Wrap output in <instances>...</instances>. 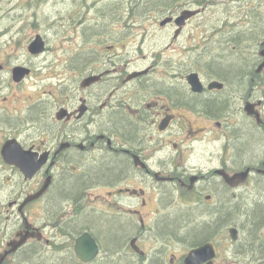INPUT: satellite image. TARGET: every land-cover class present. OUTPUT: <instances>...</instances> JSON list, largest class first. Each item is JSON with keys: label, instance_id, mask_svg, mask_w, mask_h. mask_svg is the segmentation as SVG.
<instances>
[{"label": "flooded vegetation", "instance_id": "flooded-vegetation-1", "mask_svg": "<svg viewBox=\"0 0 264 264\" xmlns=\"http://www.w3.org/2000/svg\"><path fill=\"white\" fill-rule=\"evenodd\" d=\"M210 3L171 4L158 11V19L149 18L158 22L161 31L173 32L169 48L183 35L188 21L202 16ZM184 11L196 13L180 27L176 19ZM169 18L172 21L161 25ZM137 20L143 19L124 22ZM198 28L205 32V24ZM218 29L221 32V26ZM250 30L258 31L256 26ZM215 40L220 52L233 49L234 54L244 55L228 42L226 34ZM43 42L44 52L38 55L30 54V36L23 54L0 55V256L25 231L26 224L30 232L43 236L23 246L38 245L37 256H48L43 250L50 249L51 241L45 240L44 233L51 227L60 229L63 242L73 248L84 232L73 238L66 233L72 232V225L85 213L92 219L105 218L109 230L118 227L125 232L121 248L134 264H185L191 252L201 249L190 264H264V234L256 232L255 241L241 243L244 228L223 219L232 209L227 198L239 205L247 185L264 179V159L239 161L235 149L246 135L232 121L236 117L246 120L249 129L264 134V98L257 89L262 73H256L261 58L257 55L255 69H246L250 72L247 81L235 94L211 69H163L158 75L153 66L139 69L125 60L122 67L112 60H89L91 53L83 49L76 55L86 62L81 69L78 63V69H34L30 60L45 54L47 44ZM261 42L253 47L258 54ZM195 44L192 40L191 46ZM193 73L202 85L200 93L193 92L186 81ZM46 81L50 82L48 89L40 86ZM214 81L222 83V88L209 89ZM226 96L230 108L215 113L216 103L226 101ZM202 100L206 108L196 105ZM245 102L255 105L259 124L245 114ZM203 142L207 145L200 150L198 144ZM99 167L107 178L85 182ZM245 170L248 177L243 183L227 184L226 175ZM47 182V190L30 201ZM58 184L64 186V194L73 189L77 193L64 197L61 210L50 214L49 194ZM35 211L41 220H31ZM178 217L187 219L189 231L163 230L167 218ZM211 218L216 219L211 223ZM231 230H235V239ZM19 260L17 251L3 264H18Z\"/></svg>", "mask_w": 264, "mask_h": 264}, {"label": "rangeland", "instance_id": "rangeland-1", "mask_svg": "<svg viewBox=\"0 0 264 264\" xmlns=\"http://www.w3.org/2000/svg\"><path fill=\"white\" fill-rule=\"evenodd\" d=\"M194 1L196 0H177L175 6H191ZM209 1L211 3L205 7L203 15L188 21L183 35L167 48L172 40L173 32L161 31L158 22L152 20L159 18L158 11L163 8L156 3V0H0V55L8 58L21 55L24 53L25 40L30 36L31 44L35 36H40L43 41H46L47 48L42 57L30 60L34 69H78L77 63L81 69L86 62L81 55L76 56L80 49L86 50L85 53H91L89 60H95L96 57L105 62L112 60L121 67L125 60L132 68L139 69H150L153 66V69H157L155 71L158 75L163 69H186L188 63L198 69L210 61L211 57L225 55L216 48L218 40L213 41L214 38L225 34L229 38L232 34L248 33L252 26H256L257 30L264 28V21L255 20L253 22L252 20L257 12L264 11V0ZM193 15L187 18H192ZM124 19L143 20H137L132 24L128 21L124 22ZM201 23L205 24L204 33L198 28ZM224 23H227L225 28L222 27ZM234 24L237 26L231 28ZM220 26L221 32L218 29ZM250 36L251 33L244 36L241 48L245 50V57L252 60L257 57L258 50L255 52L250 45ZM203 39L210 42L200 43ZM192 40L196 41L194 47L191 46ZM108 46H113V50H106ZM192 49L196 50L191 53ZM231 51L227 50L226 54ZM189 56L192 57L189 58ZM53 72L54 70L51 73ZM257 79L259 96L264 98V71ZM49 85L50 82L46 81L40 86L48 89ZM232 121L238 125L239 130H244L248 124V121L238 120L237 117ZM262 138L264 146L263 133ZM198 145L202 150L207 144L203 142ZM207 150L213 151L214 148L207 147ZM253 154H256L259 161H262L264 147L260 149L258 144L245 158L250 159ZM262 182L264 179L247 185L242 192L241 199L244 201L257 193L260 189L257 187ZM60 217L56 221H59ZM30 218L33 221L41 220V215L35 211L31 213ZM95 219L99 221V231L107 230L106 224L102 222L105 218L95 217ZM236 224L241 226V223ZM256 232L264 234V218ZM81 233L79 231L73 235ZM94 234L97 236L94 238L98 240L101 252L98 258H101L103 253L105 254L106 236L98 234L97 231ZM246 235L242 233L241 243H244ZM44 238L57 241L56 245L64 241L60 229L54 230L52 227L46 230ZM226 243L227 250L230 243L228 240ZM49 257H45L43 262L52 264ZM130 260L132 261L131 258Z\"/></svg>", "mask_w": 264, "mask_h": 264}, {"label": "trees", "instance_id": "trees-1", "mask_svg": "<svg viewBox=\"0 0 264 264\" xmlns=\"http://www.w3.org/2000/svg\"><path fill=\"white\" fill-rule=\"evenodd\" d=\"M168 4L164 5V8L167 7ZM253 17L257 22L264 21V11L262 10L257 12V14ZM236 26L237 24H234L231 28H234ZM249 33H251V36L249 38L250 45L254 47L260 42V39L264 37V28L258 29L256 34L252 33L251 30L248 33H237L234 35L232 34V37L228 38V42L231 43L237 51H241L244 54V50L241 48V44L242 40H244V36H247ZM211 58L212 59L207 62L204 68L199 67L198 69L213 70V73H216L219 77L224 78V80L227 82V87L229 89L228 91L234 92L235 94L241 92L242 83L244 81H247L246 78L250 74V72L246 69H255L254 66L257 60V57H254V59L250 60L246 58L245 55L240 56L239 54H234L233 52H230L223 56ZM253 60H255V62L252 63ZM187 69H197V67H194L190 63H188ZM226 97V101H219L216 103V107L214 108L215 113L217 112V114H219L228 111V109L230 108V99L228 96ZM206 104L207 103L202 100L198 101L196 105L200 108L203 106L204 108H206ZM243 134H245L246 137L239 144H237L235 150L238 154L239 161L247 163L250 162V160H253V158L258 157L255 154L250 159L245 158L247 157L248 153L253 152V148L258 144L260 146V149L264 147L262 145L263 138L261 131H252L248 126L244 129ZM102 170L104 169L99 167L98 170L95 171V174L92 175V178L85 182L92 181L94 178H97V180H103L107 178V175H104V171ZM71 181L72 180L69 179V182ZM61 189H64V186L59 184L52 188L48 199L49 205L54 207L59 206L64 197L72 196L77 193V189H73L72 191H68L64 194ZM257 189L259 190L257 193L253 194L254 197L251 195L244 201L242 200L241 202H239V205L237 202L234 203L232 200L227 198L228 203L232 205L228 207L232 209L228 210V215L223 218L227 223H241V226L244 228L243 232L247 234L248 239L245 238V241L247 239V243L255 241L257 235L256 229L260 226L262 218H264V182L259 184ZM215 219L216 218H211L210 222L212 223V221H214ZM104 221L102 222L104 223ZM167 221V226L163 227V230L168 232L170 231L169 233L189 231L187 219L185 218L178 217L173 220L172 218H167ZM163 222L164 221H160L158 225H162ZM76 224V227H78V232L82 229L88 228L91 230L94 229L98 234L106 236V247H104L106 248V255L103 253L101 258L97 257L89 264H132V261L130 260L131 257L126 256L122 251L121 242H123L125 239V232H120V228L113 227V230H109L107 227V230L99 231V221L97 219H92L90 215L85 213H83L79 217V219L76 220ZM211 228L212 226L208 230H206V233ZM66 234L67 237L73 238L74 236H76L73 235L75 234L73 232H67ZM185 236L187 235L185 234ZM56 242L57 241H51L50 249H48L50 251H47L46 249L43 250L46 255L48 254V256H50L49 260L50 262H52V264H83L79 262L75 257L71 243L65 244L64 242H60L58 245H56ZM39 252L40 249L36 244L33 246L29 245V247L27 248L21 247L18 250V258L20 259L18 264H46V261L43 262V256H37Z\"/></svg>", "mask_w": 264, "mask_h": 264}, {"label": "water", "instance_id": "water-1", "mask_svg": "<svg viewBox=\"0 0 264 264\" xmlns=\"http://www.w3.org/2000/svg\"><path fill=\"white\" fill-rule=\"evenodd\" d=\"M196 12H191V11H184L180 17L176 19V23L178 26H182L185 22L187 17L195 14ZM172 21V18H169L168 20H164L161 25L166 24L168 21ZM179 32V31H178ZM178 32L176 34H178ZM175 34V36H176ZM45 46L44 42L42 41V38L40 36H36L34 41L31 42L30 44V54L31 55H38L44 52ZM258 56L261 58L260 64L256 68V73L260 74L262 71H264V38L262 39V42L260 43V51ZM19 69V68H18ZM138 74H134V76H137ZM186 81L190 85L191 89L195 93H200L202 91V85L198 79V75L196 73L190 74L187 78ZM223 86L222 83L214 81L210 83L209 89L216 88V89H221ZM255 105L250 104L248 102H245L244 104V112L246 115L254 117L256 120V123H260V116L258 111L254 110ZM263 166H264V161H263ZM264 172V170H263ZM248 177V170H245L243 172L236 173L232 176L226 175L225 179L228 185L230 186H237L240 183H243ZM49 183L47 182L43 188L34 196L30 197V201L40 197L48 188ZM24 223H26V219H24ZM30 225L26 224V229L24 232L19 233L17 236L18 239L13 240L9 243L8 245V250L5 251L1 256H0V264H3L5 259L9 254L17 252L29 239L31 238H37L38 240L42 239V236L38 233L30 232ZM232 238L235 239V230L230 231ZM47 242V241H46ZM133 250H135L136 253L141 254L142 252L135 246H132ZM73 251L75 253L76 258L84 264L91 263L94 261L97 256L99 255V247L95 241V239L88 234L87 232L82 233L78 238L75 239L74 241V247ZM201 250H196L191 252L188 257L185 260V264H190L191 260L195 259L202 253Z\"/></svg>", "mask_w": 264, "mask_h": 264}, {"label": "bare ground", "instance_id": "bare-ground-1", "mask_svg": "<svg viewBox=\"0 0 264 264\" xmlns=\"http://www.w3.org/2000/svg\"><path fill=\"white\" fill-rule=\"evenodd\" d=\"M177 2V0H156V3H159V6L160 7H163V9H166V8H168L171 4H172V6L175 4ZM169 3V4H168ZM85 4V3H84ZM166 4H168V6L167 7H165L164 8V5H166ZM74 8V7H73ZM231 8V7H230ZM253 19V22L256 20V19H254V17H252ZM102 175V174H101ZM71 191V190H70ZM46 202V201H45ZM63 201H61L60 202V204L62 203ZM49 205V204H48ZM78 209V208H77ZM61 210V206L59 205V206H56V207H54V206H51V205H49V207H48V211H49V213L50 214H56V213H58L59 211ZM94 213V212H93ZM75 216V215H74ZM69 218V217H68ZM78 227H76V225H72V232L73 233H78ZM80 232H87L88 234H90L91 236H93V237H95V238H97L96 236H95V230L94 229H88V228H85V229H82V230H80ZM170 232V231H169ZM97 240V239H96ZM98 241V240H97ZM74 247V246H73ZM103 252V251H102ZM101 253V252H100ZM132 262L134 263V261H133V259H132ZM138 264V263H137Z\"/></svg>", "mask_w": 264, "mask_h": 264}]
</instances>
